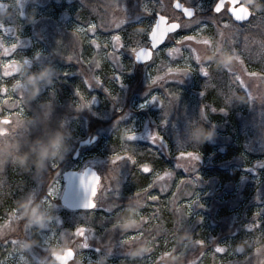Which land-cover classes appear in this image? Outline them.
Segmentation results:
<instances>
[{
	"label": "rangeland",
	"instance_id": "obj_1",
	"mask_svg": "<svg viewBox=\"0 0 264 264\" xmlns=\"http://www.w3.org/2000/svg\"><path fill=\"white\" fill-rule=\"evenodd\" d=\"M248 2L250 3L251 0H248ZM105 3L120 4L121 8L125 6L130 19L141 11V0H125V5L123 0H83V2L82 0H0V4L4 5L3 8H0V13L10 15L5 10L11 4L12 14L16 18V22L10 26L13 28L19 27L17 35H19L20 47L16 50L17 59L23 58L30 61V63L20 62L15 68V71L19 73L20 84L24 85L26 75L24 69L29 64L31 65V72H38L43 65H51L55 69L52 85H42L39 97L30 98L27 89L23 87L24 103L29 105V108H25L23 115L13 125L14 131H11L6 123L0 121V151L6 152V155L0 158L10 161L16 155L18 143L24 140L31 130L37 129V133L44 132L45 142L58 135H63L69 153L60 162L58 169L61 173L59 178L61 192L55 201L54 215L61 222L59 227L61 230H74L78 224L93 227L92 247L81 250L82 264H88V260H91L94 264L99 255L93 249L98 246V241L106 244L109 238L116 245L113 249V255L101 257H108V264H121V261L126 258L122 256V250L118 244L120 230L117 228L118 230L115 232H110L109 229H111L113 223L120 219L123 213H119L113 220L112 215L105 208L114 202L125 206L129 198L134 195L135 192L132 187L135 185V181L129 172L132 165L125 161L120 166L118 197L109 194V198L103 202L105 207L98 206L91 212L72 213L61 207L60 196L63 190V173L68 170L81 171L88 166H92L103 178L107 174L109 158L113 154V149L122 151L120 144L127 141L126 132L121 130L120 133H116L117 121H119V128H131L135 133L137 139L134 144L138 150L148 146L159 148L164 154L171 151L178 153L181 147L188 150L189 147L197 144L191 139L194 130L200 125L209 126L208 128L215 129L216 135L212 141L206 144L214 146V152L207 158L200 157L195 163L194 172L186 173L183 169L181 170L184 173L182 178L185 181L184 184L180 183L182 180L176 177L175 172H170L171 176H165L163 180L157 179L155 173L147 174L149 177L148 185L155 182L150 191L153 194H160V200L158 202L148 201L147 207H145L143 200L130 202L129 205L133 211L128 213L131 219L126 223L138 224V215L142 211L147 216L148 213L145 209H149V212L152 211L151 214L158 212L161 220L157 223H161L163 228L169 230L167 228L168 223L172 228L176 216L180 212L187 213L185 205L195 198L193 193H196L199 195V202L193 206L192 214L186 220V224L190 227L192 233L185 230L178 234L175 238V247L179 248L180 252L170 253L161 260L160 264H166L168 257L174 256H178L177 264H181V262L183 264L182 254L192 246L193 240L197 238L204 239L208 243L204 250L205 255L199 264H229V261L243 260V256L249 254V252L252 253L253 249L264 248V241L242 240L250 235L247 227L253 223L256 212L264 209V176L263 174L260 175V173H264V133L261 129V127L264 128L263 107L249 108L246 118L241 119L244 132L247 130V133H244L245 148L261 158L254 159L250 167L242 170L244 174L240 177L238 185L234 183V180L227 182L225 180L222 183L221 191L216 192V187L222 180H219L216 176L208 177L204 169L216 167L223 170L228 169L230 172L226 175H229L230 179L235 176V168H239L241 165H235V161L240 160L239 158L215 163L216 153L220 152L219 149L223 150L225 146L229 145L231 137L222 134L224 125L211 124L207 116L208 113L221 114L222 121L225 124L226 111L207 109L203 98L209 90H214V96L225 101L224 95L229 93L228 74L221 75L219 71L223 70L218 71L212 65V78L209 81L197 70L183 77L182 82H166L162 86H154L149 90L148 72L152 74L153 78L157 75H163L166 67L161 71H157L156 65L164 64L167 66L169 64L166 52H160L154 57L155 65L152 68L135 64L132 70L123 76L125 86L119 88L118 85L107 79L113 74V65L111 58L105 55L103 44L109 42L106 51L111 52V35L120 34L126 46L130 47L136 39V36L133 35L130 40V33L141 35L145 32V28L140 26L132 30V25H129L127 31L117 30L115 22L123 18V13L119 9L106 10L103 6ZM164 3L170 5L171 0H164ZM213 5L214 0H192L191 2V7L202 9L198 14L205 18L212 15ZM149 6L152 7V4L149 3ZM151 20V17H145V25L149 24ZM91 23L97 25V42L102 45L99 52L91 44V40L94 38L91 32L88 31ZM102 23L110 24L111 31H103L101 28ZM77 28L82 29V31L76 33ZM224 31L225 43L231 45L235 41L232 46L236 48L237 52L241 53L246 67L258 65V70L264 67V17H254L247 25L236 26L234 24L231 29ZM74 33L76 34L74 35ZM188 34H192L191 31ZM201 36L210 37L217 41L220 39L216 26L211 22H208V26L201 32ZM12 42H15V36L11 33L3 37L5 47L10 46ZM146 42L147 37L145 35L142 38V43ZM206 44L207 51L202 55L205 62L211 59L213 53L219 58L224 51H228L219 42L206 41ZM193 46L202 47V45ZM217 47H219V51H215ZM80 51H82L85 61L92 60L95 63L98 60L100 62L101 67L96 70V73L113 94L117 93L116 101H113L101 87L92 89L85 87L83 82L85 77L81 74L82 65L77 63L75 58L71 62L67 59L69 55L75 57L76 53ZM0 52H2V49H0ZM37 54H39L38 58ZM184 54L187 55L186 52ZM0 59L6 58L0 57ZM122 60L126 67L132 62V58L127 54L122 57ZM234 60L235 56H230L228 64L230 65V62ZM172 66L176 65L173 64ZM65 72L69 75H63ZM6 79L7 87L11 89L16 81L12 77ZM29 79H34V77L29 76ZM77 88L81 89L87 99L90 100L91 97H95V102L87 108L78 110L76 105L79 100L75 95ZM170 92L175 93L177 98L173 99L169 95ZM153 95L158 96L160 100L149 103L148 101ZM19 98V92L12 94V100H19ZM161 101L164 102L163 105ZM11 103L10 100L9 104ZM232 104L227 102L228 106H233ZM141 105H145V107H141ZM3 107L9 113L18 111L15 108ZM202 111L207 117L206 119L202 116ZM108 121L110 125L106 127L91 126L97 122L103 124ZM42 130L43 132H41ZM156 133L163 137L162 144L152 143L151 137ZM94 136H98V142L92 146L81 148L77 160L73 161L72 157L78 149V143ZM42 138L45 137L41 136ZM31 142L28 143V146ZM171 160H174L173 163L176 165L175 156H172ZM3 172L6 174L2 175L0 172V199L10 198V201L9 206L0 203V223H3L2 218H6L7 211L14 207L18 198L29 195L30 193L27 192L32 190H35L39 196H43L46 192V186L41 184L50 182L49 177H45L43 181H38L31 174L21 173L10 163L5 165ZM11 173L19 181L17 186H14L13 191H7L4 183L8 181V178H11L9 177ZM164 173L162 172L159 175L163 176ZM36 174L41 175L40 173ZM45 175L47 176L48 173H45ZM196 177H199V179H196ZM188 179L193 180L194 183H187ZM107 183L108 181L103 178L102 186H107ZM162 187L164 188L163 194H161ZM100 195L99 192L98 197ZM163 201H166V214L170 215V221L163 217L164 212L159 208L162 206ZM200 205H203V207H200ZM40 206L41 210H47L41 204ZM136 209H139V211H135ZM219 209L224 211L221 213ZM87 217H90V219L85 220ZM19 219L21 220V231H23L24 220L20 217ZM260 219L264 220V213L261 214ZM223 225L225 226L224 232L222 231ZM9 227L14 229L15 221ZM32 230V237L21 239V241L25 239L39 241L37 237L40 233L35 229ZM185 232L191 233L193 237L191 244L186 248L178 245V239ZM221 232L222 234H220ZM62 241L71 244V241L63 235L59 238V243ZM154 242L155 238L149 236L145 241L137 242L132 247L142 245L152 249ZM240 242H243L246 249L243 255H238L235 248V245ZM53 243L57 242L49 241L47 246L49 247ZM160 243L161 248H163L162 239ZM229 244L233 247V254L225 253L221 255L214 253L215 245L225 246ZM63 251L64 249H60L54 251L53 254L62 253ZM20 253L22 256L29 255L26 252L22 253L20 251ZM46 254L41 248L37 247L29 255V259L33 260V257H35L39 260L45 257ZM158 254L157 252L155 255ZM198 255L199 250L194 254H190L188 258L194 259ZM5 258H7V264H19L18 254L9 256L8 252L0 249V259ZM129 261L137 262L139 260ZM77 264H80L79 259ZM100 264H103L102 260Z\"/></svg>",
	"mask_w": 264,
	"mask_h": 264
},
{
	"label": "snow or ice",
	"instance_id": "obj_2",
	"mask_svg": "<svg viewBox=\"0 0 264 264\" xmlns=\"http://www.w3.org/2000/svg\"><path fill=\"white\" fill-rule=\"evenodd\" d=\"M191 2L192 0H183V2H181V0H171L170 5H165L164 0H141V11L132 19L128 17L125 6L121 8L120 4L105 3L103 6L106 10L119 9L123 13V18L118 22H115V28L117 30L127 31L129 29V25H132V30L140 26L145 28V32L141 35H136L133 32L130 33V40L133 35L136 36V39L132 42V46L130 47L126 46L120 34L111 35V52L106 51L109 47V42L103 44L105 55L111 58L113 65V74L110 77H107V79L114 82L119 88H123L125 86L123 80L124 74L130 72L135 64H144L152 68L153 65H155L154 57L160 52H166L169 64L167 66L164 64L156 65L157 71H161L166 67L164 74L157 75L153 78L152 74L148 72L149 90H151L154 86H162L166 82H182L183 77L197 70L209 81L212 78V63L205 62L202 59V55L205 51H207L206 41H211L213 43L219 42L225 49L235 54L234 66L230 67L226 71H219L221 75L227 73L229 77V93L224 95L225 102H230L231 99L237 95L238 91H243L245 93L243 97L248 102L259 99L261 103H264V95L257 97L252 92L253 83L264 84V68H261L260 71L249 70V68L245 65V60L242 58L241 53L237 52L236 48L232 46L235 44V41L229 45L226 44L224 40V30L231 29L234 26L233 22H236V26H238L245 21H250L254 17H264V8L257 12L254 7H247L245 14V12L240 11L245 8L241 0H214L212 15L205 18L198 14L202 11V9L200 7H191ZM257 2L260 5H264V0H257ZM149 3L152 4V7L149 6ZM123 4L125 5V0H123ZM3 7L4 5L0 4V8ZM5 11L10 15H8V18L3 20V22H0V49H2L0 57L6 58L0 59V105H2L0 106V121L6 123L9 129L14 131L15 129L13 128V125L23 115L25 108H29V105L24 103V88L19 82V73L15 71V68L20 62L30 63V61L23 58L17 59L16 50L20 47L19 35H17L19 27L13 28L10 26L16 22V18L12 14L11 4L8 5ZM145 17L152 18L151 22L147 25L144 23ZM208 22H211L216 26L217 34L220 37L218 41L213 40L210 37L201 36V32L207 28ZM101 28L103 31H111L110 24L102 23ZM80 31H82V29H76V33H79ZM88 31H90L94 37L91 40V44L94 46L96 51L99 52L102 45L97 42V25L95 23H91ZM190 31L192 34H188ZM10 33L15 36V42H12L10 46L5 47L3 37L8 36ZM76 33H74V35ZM145 35L147 37V42L142 43V38ZM162 45L163 48H161ZM193 45H202V47H194ZM185 52L187 55L184 54ZM125 54L132 58V62L128 64L127 67L124 65L122 60V57ZM38 57L39 54H37V58ZM74 58L77 63L82 65L81 74L85 77L83 81L85 87L87 89L101 87L113 101H116L117 93L113 94L112 91L105 86L101 77L96 73V70L101 67L100 62L98 60L95 61V63H93L92 60L85 61L82 51L77 52L75 57L73 55H69L67 57L70 62ZM173 64L176 66H172ZM63 75L67 76L69 73L65 72ZM9 77H12L16 81L12 85L11 89L7 87L6 78ZM17 92L20 93L19 100H12V94ZM75 95L79 100V103L76 105L78 110L87 108L95 102V97H91L90 100L87 99L86 95L80 88L76 89ZM169 95L173 99L177 98L175 93L170 92ZM10 100L12 101L11 104H9ZM157 100H160V98L153 95L148 102L151 103ZM163 103L164 102L161 101L162 105ZM3 106L18 109V111L9 113L4 110ZM141 107H145V105H141ZM211 111H216V109L212 108ZM221 111H223V109H221ZM202 116H204L205 119L207 118L203 111ZM118 125L119 121H117L116 133H120L121 130L126 132L127 141L126 143L121 142L120 148L122 151H116L113 149V154L109 158V166L106 172L107 174L103 177L108 181L107 186L101 185V174H98L95 171L85 169L79 174L78 178L80 187L85 193V201L82 205L84 209H95L98 206L105 207L103 202L109 198V194L118 197L120 191V166L125 161L134 166L136 171L139 173H155L157 179L159 180H163L165 176H171L170 172H165L163 176L159 175L152 162H144L141 160L140 157L144 154L139 152L134 144V141L137 139L135 133L131 128H119ZM151 141L153 144H162L163 137L159 133H156L151 137ZM178 153L179 154L175 156V160L177 161L175 167L182 168L186 173L194 172L195 163L200 159L199 152L196 151L195 148L188 151L186 148L181 147ZM9 163L11 164V162ZM59 166L60 162L53 161L49 164L48 169L45 172L48 173L47 176L45 173H43V175H37L36 173L31 174L33 177L37 178L38 181H43L45 177L50 178V182L41 184L46 186V192L43 196H39L35 190L27 192L30 193L31 196L45 209L52 211L53 213L56 208L55 201L61 192V183L59 179L61 173L58 171ZM4 168L5 165H0V172H3ZM20 172L23 173L22 171ZM89 178H91V180H89ZM196 179H199V177H196ZM180 183L184 184L185 181L182 180ZM187 183L193 184L194 181L188 179ZM154 185L155 182L149 184L146 188L137 190L134 195L129 198L128 203L134 200H143L145 207H147L148 201L158 202L160 200V194H153L150 191ZM98 191L101 193L99 197ZM163 193L164 188L162 187L161 194ZM193 195L195 198L191 199L190 202L185 205L187 213L180 212L176 216L171 230L165 229L161 223H157V221L161 220L158 212H153L151 215L146 216L141 211L137 217V228L128 233L120 232V240L118 244L122 250V256L126 258L121 261V264H160L161 260L170 253H179L180 249L175 247V238L178 234L184 232L185 230L191 232L190 227L186 224V220L191 216L193 206L197 205L199 202V195L196 193H193ZM124 207L125 206H121L120 204L114 202L107 205L105 210L109 212L112 215V219L115 220L117 215L123 211ZM200 207H203V205H200ZM262 213H264V209L256 212L253 217V223L247 227V231L250 235H247L242 240L255 239L264 241V220L260 219ZM2 219L3 223H0V249L8 252L9 256L18 254L19 264H22L20 241L24 238H31L33 230L24 222L23 231H21V220L15 211V207L10 208L6 213V218ZM88 219H90V217L85 218V220ZM13 221H15V227L14 229H11L9 226L13 223ZM60 223L61 222L58 217L55 216L54 221L47 226L46 231L41 232L37 237L40 241L38 247L47 253L48 242L55 241L59 243V238L63 235L71 241V252L74 253V256L82 260L81 250H87L92 247L91 241L94 237L93 227L90 225L83 226L78 224L74 230H61L59 227ZM54 228L56 229L55 231ZM5 229H7V231H5ZM116 230L118 229L115 226V223H113L109 231L115 232ZM197 235L199 236V234ZM149 236L155 238V242L150 252L137 262L129 261L125 254L126 250L129 247L135 246L137 242L145 241ZM161 239L163 240V248H161ZM207 246L208 243L204 239L197 238L193 240L192 246L189 247L181 256L183 264H199L200 260L205 255L204 250ZM115 247L116 245L113 244L111 238H109L106 244L98 241V246L93 250L99 255V257L104 255L112 256L113 249ZM232 249L233 247L230 244L225 246L215 245L214 253L221 255L228 253L231 255L233 254ZM197 250H199V255L194 259H189V255L194 254ZM157 252L159 254L155 255ZM243 257V260L229 261V264H264V258L253 256L251 252ZM0 264H7V258L0 259ZM32 264H42V259L37 260L33 257ZM71 264H76V259H73ZM88 264H93V262L88 260Z\"/></svg>",
	"mask_w": 264,
	"mask_h": 264
},
{
	"label": "clouds",
	"instance_id": "obj_3",
	"mask_svg": "<svg viewBox=\"0 0 264 264\" xmlns=\"http://www.w3.org/2000/svg\"><path fill=\"white\" fill-rule=\"evenodd\" d=\"M241 2L246 7H254L257 12L264 8V5H260L257 0H251L250 3L248 0H241ZM7 18L8 14L0 13V22H3V20ZM215 51H219V47H217ZM234 55L235 54L233 52L224 51L219 58H217L213 53L211 59L206 62H211L213 67H215L218 71H226L231 67V65L228 64V58ZM30 67L31 65L29 64L28 67L24 69L26 75L24 77L25 82L23 87L27 89L28 96L30 98L39 97L42 85H52L55 69L51 65H43L38 72H31ZM29 76L34 77V79L30 80ZM235 100L239 103L248 102L241 95H237ZM215 135L216 132L214 128H206L204 125H200L194 130L191 139L197 144H204L212 141L215 138ZM68 153L69 149L63 135H58L49 139L47 142L40 139L33 140L27 151H21L20 147L17 146L16 155L10 161L0 158V165H6L11 162L16 169L25 174L40 173L43 175V173L47 171L49 164L53 161L62 162ZM4 155H6V152L0 151V157H3ZM14 207L18 216L32 229L37 230L39 233L46 231L47 226L55 219V215L52 211L41 210L40 203L35 200L31 194L18 198L15 201ZM130 211H133V209H131L128 203L122 211L123 215H121L120 219L115 223V226L122 233L132 232L138 226V224L126 223V221L131 219L128 215ZM135 211H139V209H136ZM192 239L193 237L191 233L185 232L178 239V245L186 248L191 244ZM39 243V241L31 239L20 241V251L22 253H29L30 255L33 250L38 247ZM70 248L71 244L67 241L51 244L48 247L46 256L42 258V264H55L57 257L53 255V252L59 251L60 249H64L60 257L61 264H71L73 259H76L77 264L78 258L74 256V253H72L71 259H67L68 250ZM235 248L238 255H243L246 250L243 246V242L237 243ZM150 250L151 249L147 246L137 245L135 248L129 247L125 254L128 260H141L150 252ZM251 254L253 256L264 258V248L253 249ZM29 255L22 256V264H32V260L29 259ZM108 259V257H99L94 264H100L101 260L103 261V264H108ZM177 262L178 256L168 257L166 264H177ZM80 264H82V260H80Z\"/></svg>",
	"mask_w": 264,
	"mask_h": 264
},
{
	"label": "trees",
	"instance_id": "obj_4",
	"mask_svg": "<svg viewBox=\"0 0 264 264\" xmlns=\"http://www.w3.org/2000/svg\"><path fill=\"white\" fill-rule=\"evenodd\" d=\"M181 2H183V0H181ZM247 25V24H245ZM231 67L234 66V61L230 62ZM258 65H252L251 67H248L249 70H255V71H260L257 68ZM238 68V66H237ZM264 68V67H263ZM252 92L255 96L260 97L262 95H264V84H257V83H253L252 85ZM215 95V91L214 90H209L207 94H205L204 99V104L205 107L207 109L209 108H215L216 110L219 109H223L226 111V115L224 116L226 119V123L224 124L222 121V115L221 114H212V113H208L207 116L209 118V121L211 124L213 125H224V129L222 130V134L231 137V142L229 143V145L225 146L223 150L219 149L220 152L216 153V159H215V163L217 162H227L230 159L233 158H239L240 160L235 161V165L239 166L241 165V167L239 168H235V176L233 178L229 179V175H226V173L228 174V172H230L228 169H221L219 167L210 169H204L206 170V174L208 175V177H218L219 180L221 179L222 181L219 183V185L216 187V192H220L221 191V186L222 183L226 180L227 181H231L234 180V183L238 185L239 181H240V177L244 174L242 170L247 169L248 167L251 166V163L253 164L254 159L257 158H261L259 156H256L254 154H252L250 151H248L245 148V141H244V129L241 123V119L246 118V116L248 115V110L249 108L252 107H260L264 109V103H261L259 99L257 100H252L250 102L247 103H239L235 100L237 95H241L244 96L245 93L243 91H238L237 95L234 96L230 103H233V106H228L227 103L222 100L221 98L214 96ZM101 126V127H106L110 125V122H104L103 124L101 122H97L94 123L91 126ZM204 127L208 128L209 126L204 125ZM262 132L264 133V128H262ZM29 130V129H28ZM90 130V128H89ZM37 129L36 130H31L30 133H28L27 137L24 140H21L19 144L20 150L21 151H27L28 150V143H30L33 140L36 139H40L42 141H46V136L45 133L43 132V130L41 132L43 133H37ZM43 134V135H41ZM45 137V138H42ZM36 137V138H35ZM192 148H195L196 151L199 152L200 157L201 158H207L208 156L211 155V153L214 152L215 147L212 145H208L206 143L204 144H195L192 145L191 147H189L188 151H191ZM217 148H221V147H217ZM251 150V149H249ZM139 152L143 153L144 155L140 157L141 160H143L144 162H152L154 164V167L156 169V172H158L159 174H161L162 172H175V175L178 179L183 178V171L182 168H176L175 164L173 163L174 160H171L172 156H176L179 153H175L173 151L164 154L161 149L159 148H153V147H142L139 149ZM244 159V160H243ZM177 163V161H175ZM127 164V162H126ZM199 166V165H198ZM246 166V167H245ZM176 170V171H175ZM231 170V169H230ZM98 172V171H97ZM130 174L132 175V179L135 181V185L132 187L133 191L136 192L139 189L142 188H146L148 186V182H149V177L147 174H142L139 173L138 171H136L134 166H131L129 169ZM2 175H5V172H1ZM13 173H11V175L8 178V181H6L4 183V187L7 188V191L14 190V186H17V182L19 181L18 178L13 177L12 175ZM98 174H100L98 172ZM249 174V173H248ZM264 173H260V175ZM264 178V177H263ZM101 185L103 184V178H101L100 181ZM221 184V185H220ZM254 188V187H253ZM252 188V189H253ZM254 192V190H253ZM252 192V194H253ZM99 193V192H98ZM9 201L10 198H3L0 199V203H2L3 205L9 206ZM165 202V203H164ZM166 201L162 202V206H160L159 208L162 209L163 213V217L166 220L170 221V215L166 214ZM165 207V208H164ZM149 209H145V211L148 213L147 215H150L152 211H148ZM224 210H220L219 212H223ZM146 214V213H144ZM213 216V213H212ZM214 217V216H213ZM216 218V217H215ZM167 228H169V230H171V226L170 223H168ZM222 231H225V226L223 225L222 227ZM180 263V261H179ZM182 264V262H181Z\"/></svg>",
	"mask_w": 264,
	"mask_h": 264
},
{
	"label": "water",
	"instance_id": "obj_5",
	"mask_svg": "<svg viewBox=\"0 0 264 264\" xmlns=\"http://www.w3.org/2000/svg\"><path fill=\"white\" fill-rule=\"evenodd\" d=\"M246 8L247 7L245 6V8L241 9L240 11L245 12V14H246ZM250 21H245L242 24H239L238 26L248 24ZM233 23L236 25V22H233ZM162 47H163V45L161 46V48ZM138 65H144V64H138ZM97 142H98V136H94L92 138H88L84 141L79 142L78 143V149L76 150L75 154L73 155L72 160L73 161L77 160L78 155H79V150L81 148L92 146V145L96 144ZM85 169L97 172V170L94 167L88 166L81 171L68 170V171L64 172L62 175L63 190H62V194L60 196V205L64 210H66L68 212H72V213L91 212L94 210V209H84L82 206L84 201H85V193L83 192V189L80 187L78 177H79V174L82 173ZM89 180H91V178H89ZM62 253H54L53 254L57 257V260L55 262L56 264H61L60 257L62 255ZM71 257H72V252L69 249L67 259H71Z\"/></svg>",
	"mask_w": 264,
	"mask_h": 264
},
{
	"label": "flooded vegetation",
	"instance_id": "obj_6",
	"mask_svg": "<svg viewBox=\"0 0 264 264\" xmlns=\"http://www.w3.org/2000/svg\"><path fill=\"white\" fill-rule=\"evenodd\" d=\"M220 234H222V232Z\"/></svg>",
	"mask_w": 264,
	"mask_h": 264
}]
</instances>
